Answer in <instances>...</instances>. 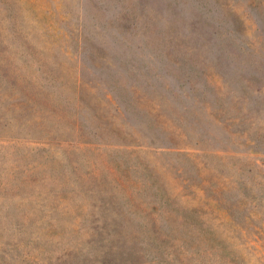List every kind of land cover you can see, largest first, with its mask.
Returning a JSON list of instances; mask_svg holds the SVG:
<instances>
[{"label":"rangeland","instance_id":"1","mask_svg":"<svg viewBox=\"0 0 264 264\" xmlns=\"http://www.w3.org/2000/svg\"><path fill=\"white\" fill-rule=\"evenodd\" d=\"M0 264H264V0H0Z\"/></svg>","mask_w":264,"mask_h":264}]
</instances>
